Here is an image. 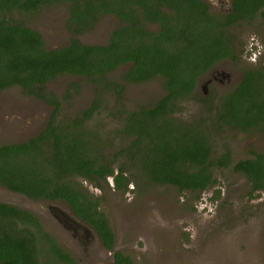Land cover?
Instances as JSON below:
<instances>
[{
	"label": "trees",
	"instance_id": "1",
	"mask_svg": "<svg viewBox=\"0 0 264 264\" xmlns=\"http://www.w3.org/2000/svg\"><path fill=\"white\" fill-rule=\"evenodd\" d=\"M231 5L229 12H214L204 0H0V91L19 88L53 108L36 137L0 145V187L30 201L66 203L108 249L114 243L110 223L84 183L102 189L112 178V189L120 193L132 182L144 189L172 186L198 199L216 183L214 171L230 167L248 181L251 199L264 191V152L250 151V158L233 162L230 151H215L226 130L264 137V69L244 70L226 93L211 88L197 95L200 78L222 61L237 63L244 53V42L232 31L257 18V27L264 25V0ZM60 7L69 40L50 50L32 26L44 11ZM105 16L118 20L108 41L82 42ZM124 66V83L159 80L165 94L127 107L124 85L111 78ZM63 75L91 85L93 98L77 116L59 121L61 101L46 86ZM110 99L115 102L107 106ZM188 103H195L197 120H183ZM102 112L119 123L104 136L87 124ZM0 264L76 262L37 215L0 202ZM113 264L133 262L116 252Z\"/></svg>",
	"mask_w": 264,
	"mask_h": 264
},
{
	"label": "rangeland",
	"instance_id": "2",
	"mask_svg": "<svg viewBox=\"0 0 264 264\" xmlns=\"http://www.w3.org/2000/svg\"><path fill=\"white\" fill-rule=\"evenodd\" d=\"M204 1L217 12H227L231 2ZM65 20L63 7L49 8L34 21L32 28L41 33L45 46L52 50L68 44ZM259 23L257 18L251 26L242 25L232 31L244 42V53L237 63L222 61L215 65L214 72L203 76L197 87L199 98L208 95L211 88L216 93L231 90L242 80L244 70L264 69V60L258 59L264 46V28L257 27ZM117 26L116 17L105 16L97 28L82 35L81 40L85 44H105ZM128 68L121 67L111 75L112 79L124 85L122 103L127 107L155 102L165 94L159 80L143 84L124 83L120 75ZM210 80L211 83L206 84ZM72 84H78L77 93L74 92L75 87L71 88ZM204 85L207 87L205 90ZM46 88L61 101L59 121L77 116L93 98L92 86L70 75L57 77ZM69 89L72 98L66 102L64 98ZM114 102L110 99L107 106ZM183 108V120H197L195 103L185 104ZM52 110L43 101L24 95L19 88L0 91V145L24 143L36 137L46 127ZM111 119L102 112L87 124L96 127L104 136L105 132L119 127V123ZM226 150L230 151L233 162L250 158V151L264 152V137L257 132L226 130L217 140L215 151L220 155ZM118 164L115 161L114 167L117 168ZM214 178L216 183L198 199L172 186L151 185L144 189L140 183L136 186L133 182L125 193H120L112 189V178L107 184L101 183L102 189L88 183L83 185L99 200V209L106 215L114 232L117 226L116 249L129 257L133 264H174L179 260L188 264H264V191L251 199L248 181L230 167L215 170ZM0 202L37 214L45 230L67 253L73 255L75 248L80 250L81 247V260L74 254L78 264H111L112 254L97 243L94 234L87 233L90 235H86L83 242H78L71 236L72 232H67L56 219L55 214L60 212L70 217L71 209L66 203L30 201L3 187H0ZM50 206L53 214L47 209ZM92 240L96 242L95 251L91 250Z\"/></svg>",
	"mask_w": 264,
	"mask_h": 264
},
{
	"label": "flooded vegetation",
	"instance_id": "3",
	"mask_svg": "<svg viewBox=\"0 0 264 264\" xmlns=\"http://www.w3.org/2000/svg\"><path fill=\"white\" fill-rule=\"evenodd\" d=\"M214 12H217V11H214ZM263 26V28H264V25H262ZM256 36V35H255ZM258 41V40H257ZM258 43H262L261 41H259ZM260 55H261V57H258V59L259 60H264V46H263V48L261 49V52H260ZM214 68V67H213ZM213 68L207 73V74H210V73H212V72H214V70H213ZM214 74H221V73H219V72H215ZM202 78H200V80H201ZM200 80H199V82H200ZM199 82H198V84H199ZM208 83H206V84H210L211 83V80H210V82L209 81H207ZM207 87H206V85H204L203 86V89L205 90ZM68 208H69V206H68ZM48 209V211H50V212H52V214L54 213L53 211V207L52 206H50V207H48L47 208ZM33 213V212H32ZM35 214V213H34ZM35 215H37V214H35ZM56 215V219L59 221V222H61L60 224L61 225H64V229L67 231V232H72V234H71V236L73 237V239H76L78 242H83V240L82 239H84V238H86V235H90V234H94L93 236L96 238L95 240L97 241V243H100L101 244V246H102V248L103 249H105L107 252H109V253H111L112 254V262H111V264H113L114 263V255H115V253L116 252H120V253H122L124 256H126L122 251H119V250H117L116 249V241H117V236H118V234H117V229H116V227L117 226H115V232H114V230H113V228H112V226H111V224H109V226H110V228H111V230H112V233H113V235H114V243H113V245H112V249H108L105 245H104V243H103V241L101 240V238L99 237V235L97 234V232H96V230L91 226V225H89V224H87V223H85V222H83L81 219H79V218H77L75 215H74V213H73V211L71 210V215L73 216V218H76V220L75 219H73V218H71V217H69V218H71V223H68L64 218H63V215H62V213L60 212V214L59 215H57V214H55ZM70 215V216H71ZM38 216V215H37ZM39 217V216H38ZM68 217V216H67ZM40 218V217H39ZM78 222H81L82 223V226L80 225V224H78ZM87 233H90V234H87ZM59 243V242H58ZM60 245V244H59ZM90 245H92L91 246V250H93V251H95V248H94V246L96 245V242H94V240H92L91 241V244ZM79 246V245H78ZM80 247V246H79ZM81 247H80V250L78 249V248H75V250H74V254H76L78 257H79V260H81L80 259V254L82 255V252L83 251H81ZM73 259H74V261L76 260V257H75V255L73 254H70V253H68ZM82 257H83V255H82ZM76 263L78 264L79 262L76 260ZM174 264H188V263H183L182 261H177L176 263H174Z\"/></svg>",
	"mask_w": 264,
	"mask_h": 264
},
{
	"label": "water",
	"instance_id": "4",
	"mask_svg": "<svg viewBox=\"0 0 264 264\" xmlns=\"http://www.w3.org/2000/svg\"><path fill=\"white\" fill-rule=\"evenodd\" d=\"M227 7H228L227 12H229V11L231 10V8H232L231 2H230V5H228ZM62 215H63V218H64L68 223H71L70 220H71V218H73L72 215L70 216L71 218L67 217L68 215H67L66 213H62ZM73 219L76 220V218H73ZM71 224H72V223H71ZM78 224H80V225L82 226V223H81V222H78Z\"/></svg>",
	"mask_w": 264,
	"mask_h": 264
}]
</instances>
